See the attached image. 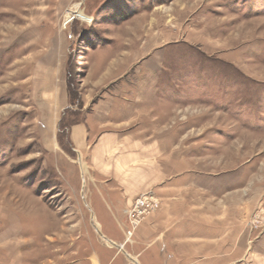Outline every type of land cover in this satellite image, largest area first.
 Returning a JSON list of instances; mask_svg holds the SVG:
<instances>
[{"label":"rangeland","instance_id":"rangeland-1","mask_svg":"<svg viewBox=\"0 0 264 264\" xmlns=\"http://www.w3.org/2000/svg\"><path fill=\"white\" fill-rule=\"evenodd\" d=\"M108 96L131 120L118 155L186 157L214 173L220 194H239L252 264H264L253 226L264 219V0H0V231L19 230L2 253L18 264H142L127 252L159 197H135L158 203L134 230L132 204L115 218L93 201L94 214L83 184L92 144L71 137Z\"/></svg>","mask_w":264,"mask_h":264},{"label":"crops","instance_id":"crops-1","mask_svg":"<svg viewBox=\"0 0 264 264\" xmlns=\"http://www.w3.org/2000/svg\"><path fill=\"white\" fill-rule=\"evenodd\" d=\"M99 50L94 54L100 53ZM99 62L94 73L102 66ZM113 67L104 71L112 73ZM120 104L123 102L113 96L99 100L92 113L72 127L71 137L78 147L87 148V142L92 144L86 150L91 176L83 184L94 214L93 201H104L112 217L123 218L139 193L153 192L160 199L158 210L135 232L131 252H127L131 261L139 263L142 258V264H250L258 244L256 247L249 244L241 223L243 215L235 208L240 207L234 204V197L239 194L234 191L220 194L214 173L194 167L186 157L175 160L147 157L133 163L128 152L119 156L121 147L130 142L118 144L117 138L123 137L122 131L131 121L124 109L119 108ZM237 200L241 202L239 197ZM11 232L19 230H11L9 226L0 231V253L6 252L4 239ZM113 243L121 245V241ZM2 255L6 259H0V264H18L7 253Z\"/></svg>","mask_w":264,"mask_h":264},{"label":"built area","instance_id":"built-area-1","mask_svg":"<svg viewBox=\"0 0 264 264\" xmlns=\"http://www.w3.org/2000/svg\"><path fill=\"white\" fill-rule=\"evenodd\" d=\"M158 201L151 193H145L140 195L134 203L127 210V214L130 219L131 227L134 230L136 226L139 225L140 221L145 218L148 214L154 211L157 207ZM263 208L259 209V214L262 213ZM260 216V215H258ZM254 228H260L264 230V219H259L256 217L253 221ZM132 231H127L128 237L131 235Z\"/></svg>","mask_w":264,"mask_h":264},{"label":"water","instance_id":"water-1","mask_svg":"<svg viewBox=\"0 0 264 264\" xmlns=\"http://www.w3.org/2000/svg\"><path fill=\"white\" fill-rule=\"evenodd\" d=\"M74 17H78V18H81L83 20H90V18H88L87 16H84L83 14H76L74 15ZM121 247V245H120Z\"/></svg>","mask_w":264,"mask_h":264}]
</instances>
